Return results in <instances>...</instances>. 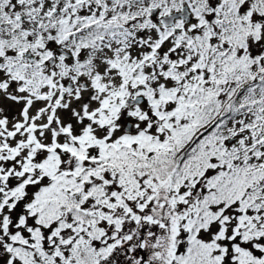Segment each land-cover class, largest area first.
Returning a JSON list of instances; mask_svg holds the SVG:
<instances>
[{
    "label": "snow or ice",
    "instance_id": "snow-or-ice-1",
    "mask_svg": "<svg viewBox=\"0 0 264 264\" xmlns=\"http://www.w3.org/2000/svg\"><path fill=\"white\" fill-rule=\"evenodd\" d=\"M0 264H264V0H0Z\"/></svg>",
    "mask_w": 264,
    "mask_h": 264
}]
</instances>
